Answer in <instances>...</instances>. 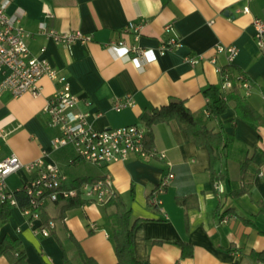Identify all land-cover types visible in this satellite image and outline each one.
Here are the masks:
<instances>
[{
  "label": "crops",
  "instance_id": "0c3cea01",
  "mask_svg": "<svg viewBox=\"0 0 264 264\" xmlns=\"http://www.w3.org/2000/svg\"><path fill=\"white\" fill-rule=\"evenodd\" d=\"M246 5L249 10L244 13ZM7 11L18 16L29 33L30 53L67 77L70 91L79 98L77 110L101 113L90 119L97 129L145 125L141 114L172 99L183 101L192 113L207 110L202 90L220 86L216 67H227L225 55L214 50L218 44L237 47L230 70L251 78L253 86L245 98L264 117V55L255 44L251 25L255 17L264 20V0H10ZM42 22L60 32L79 30L91 40L76 42L69 51L39 31ZM128 23L138 30L124 33ZM167 24H172L170 32L164 30ZM171 36H177L181 46L160 54L159 46ZM118 41L145 53L133 60L118 58L119 51L105 48ZM195 55L202 56L195 65L184 59ZM39 84L36 96L0 94V159L14 154L26 163L44 157L70 179L108 171L116 193L131 211L135 256L143 264H264L251 254L264 251V212L259 213L256 203L264 206V124L250 126L232 107L208 121L210 128L220 123L233 139L229 156L215 167L223 176L219 193L207 173V149L195 146L173 122L151 127L153 148L165 155L161 160L130 156L101 169L83 167L82 162L69 164L74 151L69 146L52 148L59 132L43 112L57 84L45 76ZM126 95H131L134 105L115 111V100ZM245 157L251 158L252 188L250 194L235 198L229 193L242 185L239 165ZM169 173L173 178L157 194L160 210L148 198ZM31 175L25 169L11 174L7 189H21ZM63 203H47L41 212V220L44 215L54 221L48 236L35 233L39 221L25 218L13 207L9 221L0 228V238H18L29 264H65L63 255L71 264H85L79 250L97 264H116L107 218L112 208L88 203L62 217ZM183 243L191 247L192 256H181ZM0 264L9 262L0 256Z\"/></svg>",
  "mask_w": 264,
  "mask_h": 264
},
{
  "label": "built area",
  "instance_id": "2783aa9c",
  "mask_svg": "<svg viewBox=\"0 0 264 264\" xmlns=\"http://www.w3.org/2000/svg\"><path fill=\"white\" fill-rule=\"evenodd\" d=\"M9 4L10 0H0V94L9 91L14 97L24 93L36 96L41 90L39 80L44 76L57 84L55 92L47 98L43 105L48 124L59 132L51 141L53 149L69 146L75 154V158L69 160V164L89 162L100 169L107 168L114 162L125 161L130 156L160 160L165 157L164 153H157L153 147H147L148 128L145 125L130 124L113 129L93 127L90 119L99 117L101 113L77 110L79 98L70 91L67 77L52 67L47 60L30 53L26 43L29 33L21 24L18 16L8 13ZM248 10L247 5L243 7L244 13ZM251 25L255 44L264 55V20L255 17ZM138 28L139 26L128 23L123 32L130 30L136 32ZM164 30L170 32L172 24H167ZM39 31L55 43L63 44L69 51L74 43L85 44L91 40L89 34L79 30L68 31V33L60 32L48 28L43 22L39 24ZM179 46H181L180 39L177 36H171L159 46V53L163 54ZM105 48L108 51H119L117 57L123 60L138 59L145 53L136 46H125L123 41L107 43ZM214 50L216 53H223L227 62L225 68L216 67V71L221 74L222 78L221 89L229 90L235 84L242 95L247 97L253 86L251 78L241 71L232 73L230 70L238 54L237 47L233 43L231 45L218 44ZM184 59L190 65H195L202 59V56L195 55ZM211 61L214 62V58H211ZM133 105L134 100L131 95H126L123 99H116L112 108L120 111ZM20 169H25L32 174L21 188L28 200V204L24 207L19 206L13 196V191L8 190L6 184V178L19 172ZM172 178V173L163 177L148 198L149 202L160 210H162L161 201L157 198V194L163 192ZM72 180L59 165L44 160V157L23 163L16 155L10 154L0 159V203H7L11 208H19L22 216L29 220H38L39 225L35 227V233L48 236L50 229L54 227V221L49 220L43 223L41 220V212L47 203L79 199L86 204H104L116 194L112 176L108 171L95 180L84 181L78 186H73ZM213 186L219 193L222 192V186L218 182L213 183Z\"/></svg>",
  "mask_w": 264,
  "mask_h": 264
},
{
  "label": "trees",
  "instance_id": "16d2710c",
  "mask_svg": "<svg viewBox=\"0 0 264 264\" xmlns=\"http://www.w3.org/2000/svg\"><path fill=\"white\" fill-rule=\"evenodd\" d=\"M203 96L208 100L207 110L192 113L181 100L172 99L168 104L153 109L151 112L141 114L140 120L149 128L146 136L147 147H153V133L151 127L159 123H175L177 128L185 132L187 138L197 147L204 146L208 151L209 165L207 173L211 183L220 182L223 176L216 171V165L229 156L228 147L233 143V139L227 136L223 131V126L218 123L215 127H209L208 121L219 117L229 107L236 112L237 116L250 126L256 128L264 124V117L261 116L242 95L239 87L235 84L226 91L219 85H209L202 90ZM206 112H208L206 114ZM251 158L245 159L239 165L241 168L242 185L239 189L229 193L232 197H239L244 194H250L252 188L253 175L248 171V164ZM95 177H78L72 180L73 186H78L84 181H93ZM13 196L20 207L28 204L27 197L22 189L13 191ZM259 206V213L264 212V206L256 202ZM86 203L79 199L65 201L61 208V216L71 209L85 205ZM106 207H111L112 212L107 215L110 227V240H112L116 264H143L135 256L133 231L135 223H131V211L121 195L115 194L107 203ZM220 205L214 213H218ZM11 216V207L7 203H0V228L5 225ZM51 218L42 215V222L47 223ZM242 221L251 224V220L242 218ZM79 254L85 264H97L91 257H86L80 250ZM252 257L257 262H264V251L251 252ZM0 256H4L9 264H29L21 241L11 239L8 236L0 238ZM182 257L192 256V249L186 244H182ZM65 264H71L63 255Z\"/></svg>",
  "mask_w": 264,
  "mask_h": 264
},
{
  "label": "rangeland",
  "instance_id": "374dc122",
  "mask_svg": "<svg viewBox=\"0 0 264 264\" xmlns=\"http://www.w3.org/2000/svg\"><path fill=\"white\" fill-rule=\"evenodd\" d=\"M83 167H89V168H94V167H96L95 165H93V164H91V163H89V162H82V164H81ZM70 177H72L73 175L71 174V175H69Z\"/></svg>",
  "mask_w": 264,
  "mask_h": 264
}]
</instances>
